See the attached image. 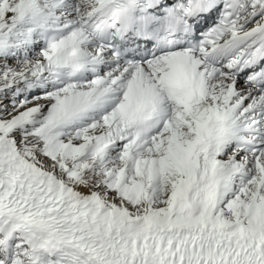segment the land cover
Segmentation results:
<instances>
[{
  "label": "snow or ice",
  "instance_id": "obj_1",
  "mask_svg": "<svg viewBox=\"0 0 264 264\" xmlns=\"http://www.w3.org/2000/svg\"><path fill=\"white\" fill-rule=\"evenodd\" d=\"M0 264H264V0H0Z\"/></svg>",
  "mask_w": 264,
  "mask_h": 264
}]
</instances>
